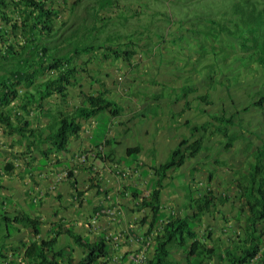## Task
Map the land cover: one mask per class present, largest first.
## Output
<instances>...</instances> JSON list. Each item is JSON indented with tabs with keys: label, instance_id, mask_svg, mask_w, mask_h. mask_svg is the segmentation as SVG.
<instances>
[{
	"label": "rangeland",
	"instance_id": "obj_1",
	"mask_svg": "<svg viewBox=\"0 0 264 264\" xmlns=\"http://www.w3.org/2000/svg\"><path fill=\"white\" fill-rule=\"evenodd\" d=\"M51 3L62 10L58 20V26H62L51 43L58 46L56 56H70L76 67L92 77L98 79L99 70H103L111 82L116 74L120 76L117 81L126 79L116 61L109 60L106 66L101 61L103 49L123 45L126 37H131V45L119 49L140 54L160 48L169 55L164 57V65L175 76L177 65H184L178 74L181 81L174 80L183 87L162 88L172 103L161 107H171L176 124L173 119L165 121L169 125L165 137L170 140L157 155L151 152L153 159L160 156V162H165L179 141L190 137L189 130L183 128L186 121L202 125L223 112L242 120L231 128V133L239 136L232 148H226L231 135H207V150L172 172L174 179L166 180L163 190L164 210L181 213L186 203L184 186L191 187L193 192L197 189L196 196L210 189L218 199L228 198L226 204L218 205L213 213L204 216L203 225L197 230L201 238L206 239L210 232L214 239L229 246L230 239L238 232L239 223L235 219L242 203L236 189L235 170L244 165L250 154L247 149L264 143V106H252L259 94L264 93V69L254 62L252 49H243L244 43H252L247 39L253 38V18L247 17L253 16V9L263 10L264 0H51ZM242 14H247L243 20ZM89 61H92L90 65ZM135 72L128 79L134 81L135 76L140 77V70ZM143 78L145 75L139 79ZM204 95L209 97L210 105L197 99ZM95 121L90 122V134L91 143L97 145L105 138L109 123L106 125L101 120L97 125L96 118ZM159 138L150 136V141ZM210 173L213 177L209 180ZM225 227L227 232L223 231ZM10 228L13 232V225ZM72 243L76 249L78 246ZM173 255L180 259L179 264L200 262L194 258L188 262L181 251ZM262 257L264 263V251Z\"/></svg>",
	"mask_w": 264,
	"mask_h": 264
},
{
	"label": "trees",
	"instance_id": "obj_2",
	"mask_svg": "<svg viewBox=\"0 0 264 264\" xmlns=\"http://www.w3.org/2000/svg\"><path fill=\"white\" fill-rule=\"evenodd\" d=\"M61 13L62 10L51 3V0H0V124L5 125L10 132L27 138L29 150H38V141L48 143L52 153H64L67 151L70 134L85 132L79 121L89 122L93 117L98 122L105 120L107 125L108 118L99 116L105 111L112 114L114 109H120L118 104L106 98V92L103 91L97 95L85 96L81 106L69 110L68 89L77 83L79 67L72 63L70 56H56L58 46L51 44L62 26H58ZM246 15L242 14V20ZM249 17L253 18V38L247 39L252 43H244L243 49H252L254 62L264 69V9H253V16L249 14L247 18ZM124 40L123 45H110L103 49L102 57L108 59L110 56H125L129 60L133 50L130 53V50L119 48H127L132 40L131 37ZM197 99L207 105L211 104L207 95ZM50 100L59 102L50 103ZM15 101L17 111L16 119L13 120L14 107L11 104ZM46 104L50 107L43 111ZM252 106H264V93L259 94V99ZM33 108L50 117V134L45 135L44 129L31 127L27 117L31 116ZM247 109L248 107L244 110ZM239 121L235 116L223 112L202 125L185 122L184 126L189 130L190 137L182 138L169 158L155 169L158 179L151 187L150 194L141 201V209L148 208L152 213L148 233L153 244V254L147 264H179L180 259L173 255L179 251L188 262L190 258L199 259L197 264H203L204 260L205 264H251L260 254L263 244L260 231L264 224V143L247 149L250 154L244 165L235 170L236 189L242 203L235 219L239 223L238 232L235 233V238L230 239L229 246L225 247L220 240L214 239L210 232L203 239L196 230L202 225L204 216L213 213L218 205L226 204L228 198L218 199L210 189H205L204 194L196 196L197 189L193 192L191 187L184 186L186 203L183 212H164V181L173 180L172 172L179 171L188 160L207 150V135H231L226 148H232L233 141L239 139V136L231 133V128ZM139 151L140 147L129 148L128 155ZM103 156L104 154L96 155L101 160ZM12 168V163L7 164L4 171L8 173ZM212 177L213 174L210 173L208 179ZM2 219L10 236L12 221L8 217ZM14 223L31 229L35 238L40 236V220L23 214L15 218ZM64 233L83 250L84 257L81 260L73 258L75 248L71 245L56 250L58 237ZM22 249L23 256H15L14 261L20 260L17 264H61L63 260L66 261L65 264H108L110 255L109 246L104 239L91 241L73 230L59 231L50 240L35 239L28 245L23 244L20 250ZM117 261L116 264H122L120 259Z\"/></svg>",
	"mask_w": 264,
	"mask_h": 264
},
{
	"label": "crops",
	"instance_id": "obj_3",
	"mask_svg": "<svg viewBox=\"0 0 264 264\" xmlns=\"http://www.w3.org/2000/svg\"><path fill=\"white\" fill-rule=\"evenodd\" d=\"M164 57L169 55L160 48L131 53L129 60L125 56L102 57L105 66L109 60H114L116 66L122 68V74L127 75L122 82L117 81L120 79L118 74L111 82L102 68L98 79L79 68L77 83L68 89L70 111L81 106L85 96L103 91L107 99L120 107L112 114L103 113L109 127L100 144L91 143L88 121H79L85 132L70 134L64 153H52L48 143L38 141L36 144L40 148L29 150L27 138L0 124V264L20 263V260H14L15 256H23V249L20 250L23 244L28 245L35 239L50 240L57 232L68 230L91 241L104 239L110 249L108 264H116L119 259L122 264H147L152 258L153 244L148 233L152 213L148 208L141 209V201L150 194L158 179L155 169L163 163L160 156L153 159L151 152L157 155L170 140L165 137L169 128L165 121L173 119L172 109L161 106L172 100L165 96L162 88L183 87L174 80L178 79L184 65H177L178 69L173 71L178 72L175 76L168 71L170 67H165ZM136 68L140 70L139 76L145 75V78L135 76L131 81L128 78L131 73L136 74ZM54 102L59 100H50V103ZM152 103L156 104L152 107ZM11 106L15 120L16 101ZM49 107L46 104L43 111ZM33 110L27 117L31 127L44 129L45 135L50 134V117L40 110ZM173 120L176 124L175 118ZM89 121L96 123L95 118ZM97 125H100L98 119ZM150 136L160 138L150 141ZM137 147H140L138 153L128 155L129 148ZM97 154H104L103 160L97 158ZM10 163L14 168L6 173L4 168ZM169 211L164 212L169 214ZM23 214L40 220V236L35 238L31 229L14 223L15 218ZM3 217L12 221L14 231L10 236ZM57 241L56 250L73 245L65 233ZM83 257V250L77 247L73 258L79 261ZM65 263L61 261V264Z\"/></svg>",
	"mask_w": 264,
	"mask_h": 264
},
{
	"label": "clouds",
	"instance_id": "obj_4",
	"mask_svg": "<svg viewBox=\"0 0 264 264\" xmlns=\"http://www.w3.org/2000/svg\"><path fill=\"white\" fill-rule=\"evenodd\" d=\"M53 73V72H52ZM93 118V117H92ZM91 118V119H92ZM90 122H94V121H89V124L91 125V123ZM91 127V126H90ZM90 130L91 129H89L87 132L90 134ZM90 138H91V134H90ZM201 196V195H200ZM181 212H179V214H180ZM202 225H203V223H202ZM202 225L201 226H198L197 228H196V230L198 229V228H201L202 227ZM264 228V224H263V227H262V229ZM227 230H228V228H224L223 229V231L224 232H227ZM198 231V230H197ZM261 233H262V235H263V244H262V250H261V252H260V254L254 259V260H252V262H251V264H263V262H261L262 261V254H263V251H264V233H263V230H261L260 231ZM198 235H199V233H198Z\"/></svg>",
	"mask_w": 264,
	"mask_h": 264
}]
</instances>
